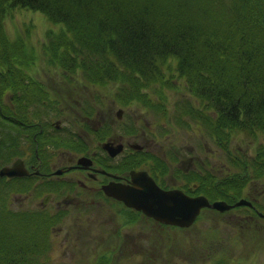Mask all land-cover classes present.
Segmentation results:
<instances>
[{"label": "trees", "instance_id": "trees-1", "mask_svg": "<svg viewBox=\"0 0 264 264\" xmlns=\"http://www.w3.org/2000/svg\"><path fill=\"white\" fill-rule=\"evenodd\" d=\"M14 9L39 12L52 24L63 25L64 30L47 35L45 62L68 74L80 72L92 87L113 85L124 88L127 97L136 101L145 96L163 105L167 96L157 84L180 81L192 105L187 112L176 113V122L182 125L186 116L188 127L193 123L204 128L229 164L239 169L220 179L205 172L192 175L189 182L201 185L193 195L226 203L241 196L240 189L252 179L244 170L249 157L230 155L237 138L262 139L258 151L263 152L253 170H260L254 174L264 171V9L244 6L228 21L211 0H0L2 165L22 156L24 144L35 146L34 135L39 140L30 107L51 105L44 87L29 74L36 58L26 36L12 40L6 34L5 19ZM35 216L1 214L0 264H33V258L41 257L44 248L37 244L43 242L26 232L30 225L45 231L50 220L36 216L40 221H35ZM130 216L141 215L122 210L123 226L131 224ZM30 241L36 242L35 249L26 246ZM213 262L240 264L226 257Z\"/></svg>", "mask_w": 264, "mask_h": 264}, {"label": "rangeland", "instance_id": "rangeland-1", "mask_svg": "<svg viewBox=\"0 0 264 264\" xmlns=\"http://www.w3.org/2000/svg\"><path fill=\"white\" fill-rule=\"evenodd\" d=\"M211 1L216 7V3H220L218 8L222 12V19L228 16V21L234 18L231 16L232 13H236L237 9L244 6L255 7L259 4L264 9V0ZM255 11L251 9V13ZM27 28L29 32L26 33ZM62 29L64 30L63 25L52 24L44 15L34 11L14 9L5 19L8 38L13 40L18 35L26 36L27 45L36 58L35 64L30 66L29 74L52 91L50 97L55 100L54 108L60 105L63 112H67L68 115L72 113L71 117L74 118L77 113V117L80 118L78 115L83 114L92 105L93 114L97 111V117H93V127L98 126L101 116L104 117V105H112L116 111L124 108L126 113L123 114V121L117 123L118 128L126 132L132 129V125L134 129L137 127L140 132L139 141L150 142L149 149L166 152L172 146L186 158L195 157L193 163L198 169L200 166L217 179L225 177L229 172H238L239 169L231 166L226 156L212 143L208 131L201 128L202 134L195 136L194 133L197 131H193L197 127L193 123L190 129L188 125H181L174 119L176 113L187 112V108L192 105L187 92L179 85L180 81L168 83V86L157 84L167 96L165 103L160 106L145 96H141L139 101L135 100L136 97H127L124 88H116L113 85L102 89L92 87L84 83L80 72L68 74L57 65L46 64L43 48L45 45L48 46L47 35L49 32L58 33ZM60 88L65 90V93H61ZM69 89L72 92H69ZM151 90L155 92L157 89ZM128 104L133 106L126 108ZM134 105L137 106V111ZM36 110H39L37 105L30 107L31 112ZM194 114L201 121L198 112ZM133 115L137 117L135 126ZM261 140L240 137L232 141L229 149L232 157L238 158L242 154L249 157L248 169L244 170H249L252 183L246 197L251 195L253 199L264 193V171L254 174L260 170L257 168L253 170L257 157L263 152L258 151ZM190 148H193L195 153L188 154ZM261 163L264 164V158L261 159ZM261 202H264V197ZM120 207L115 203H104L98 208L94 206L80 216L65 219L66 222L62 225L57 224L58 226L47 220L48 228L45 231H39L36 227L33 229V225H30L26 233L28 236L33 234L32 238L34 235L37 236V241L43 242L37 245L44 246L41 257L33 258L35 260L32 263L104 264L105 256L107 264H214L213 260L219 257L233 259L240 264H264V223L259 220L257 224H253L256 226L248 229L245 224L231 218L232 212L221 214L204 211L196 225L184 230L159 227L143 216H130L131 224L123 226L121 214L118 215ZM40 216L43 217L44 214ZM33 219L40 221L36 216ZM59 227L61 231L57 230ZM32 245L35 249L36 242L30 241L26 246L29 248Z\"/></svg>", "mask_w": 264, "mask_h": 264}, {"label": "flooded vegetation", "instance_id": "flooded-vegetation-1", "mask_svg": "<svg viewBox=\"0 0 264 264\" xmlns=\"http://www.w3.org/2000/svg\"><path fill=\"white\" fill-rule=\"evenodd\" d=\"M44 90L52 92L47 86ZM59 91L65 93L61 88ZM47 99L49 104H55L53 97ZM58 106L57 109L46 106L45 111L37 115L36 111L31 112L34 116L32 126L38 128L39 140L34 135L33 141L37 144H24L20 157L29 175L0 177V213L44 214L55 225H62L65 219L80 216L94 206L102 207L104 203L121 206L120 213L122 210L133 212L106 196L104 188L128 185L131 174L139 172H145L163 190L178 189L190 196H194L193 191L200 190L201 185L189 182L192 175L202 174L200 166L198 169L193 163L195 157L186 158L172 146L166 152L149 149L150 142L139 141L137 127L134 129L132 125L126 132L118 128L117 123L123 121L126 109H118L119 112L112 105H104V117L101 116L98 126L93 127L97 111L93 114L92 105L78 115L80 118L77 113L75 118L71 117L72 113L68 115ZM130 106L133 105L128 104L126 108ZM136 121L133 115L134 126ZM192 153L195 150L188 149V154ZM250 183L240 189L241 198L250 206L243 204L231 214L232 219L248 229L256 226L253 224L258 220L264 223V202H261L264 193L254 199L251 195L246 197Z\"/></svg>", "mask_w": 264, "mask_h": 264}, {"label": "water", "instance_id": "water-1", "mask_svg": "<svg viewBox=\"0 0 264 264\" xmlns=\"http://www.w3.org/2000/svg\"><path fill=\"white\" fill-rule=\"evenodd\" d=\"M119 114V113H118ZM28 175L21 160H15L10 167L0 168V177L14 178ZM106 196L121 202L126 208L142 213L156 223L188 229L202 209L223 213L232 206L224 201L210 203L204 196L189 197L180 190L164 191L156 186L145 172L131 174L128 185H113L104 188ZM250 206L240 200L234 206Z\"/></svg>", "mask_w": 264, "mask_h": 264}, {"label": "bare ground", "instance_id": "bare-ground-1", "mask_svg": "<svg viewBox=\"0 0 264 264\" xmlns=\"http://www.w3.org/2000/svg\"><path fill=\"white\" fill-rule=\"evenodd\" d=\"M242 196H238V197H236L237 199L236 200H234L232 203H227L226 205H230V206H232L229 210H227V211H225V212H223V213H221V214H224V213H228V212H234V211H232L234 208H238V207H241V206H234V205H236V203H238L240 200H245V199H242L241 198ZM216 213H219V212H216ZM231 213V214H232ZM198 220V219H197ZM196 220V223L198 222ZM62 232H63V230H62ZM34 256V255H33Z\"/></svg>", "mask_w": 264, "mask_h": 264}]
</instances>
